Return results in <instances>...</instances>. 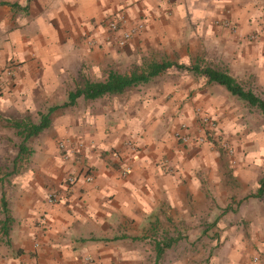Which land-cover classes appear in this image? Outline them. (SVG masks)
I'll return each mask as SVG.
<instances>
[{
  "label": "crops",
  "instance_id": "0c3cea01",
  "mask_svg": "<svg viewBox=\"0 0 264 264\" xmlns=\"http://www.w3.org/2000/svg\"><path fill=\"white\" fill-rule=\"evenodd\" d=\"M119 12L145 24L125 46L106 27ZM158 63L167 69L146 83L62 107L86 80ZM198 66L264 83V0H0V264L141 261L133 227L157 230L201 189L176 131H198L202 114L226 127L238 113L241 100ZM56 106L20 153L17 124ZM13 134L18 149L5 155ZM67 139L83 144L68 158ZM50 191L68 198L49 202Z\"/></svg>",
  "mask_w": 264,
  "mask_h": 264
},
{
  "label": "rangeland",
  "instance_id": "374dc122",
  "mask_svg": "<svg viewBox=\"0 0 264 264\" xmlns=\"http://www.w3.org/2000/svg\"><path fill=\"white\" fill-rule=\"evenodd\" d=\"M241 82L264 98V83ZM237 104V116L226 127L211 116V123L204 122L203 114L197 119L198 131L187 124L179 127L195 138L189 142L192 145L187 144L191 148L185 155L191 158L187 164L196 177L192 189L200 187L201 193L190 195L189 211L171 212L169 220L163 213L157 230L150 223L133 227L137 240L132 246L142 255L137 264H155L156 242L163 238L174 242L160 264H264V194L256 196L264 179V116L246 103ZM199 135H206L204 143L196 140ZM175 137L187 146L177 134ZM11 140L15 144L4 147L5 155L18 149V135L13 134ZM195 157L199 159L196 164ZM206 157L209 159L204 161Z\"/></svg>",
  "mask_w": 264,
  "mask_h": 264
},
{
  "label": "trees",
  "instance_id": "16d2710c",
  "mask_svg": "<svg viewBox=\"0 0 264 264\" xmlns=\"http://www.w3.org/2000/svg\"><path fill=\"white\" fill-rule=\"evenodd\" d=\"M17 6V5H13ZM168 65L165 63H158L143 68V70H134L130 73H121L117 70H111L108 73L105 81H90L86 80L83 85H79L75 90L69 93V98L62 107L72 106L76 100L83 96L86 99H97L106 95H117L124 93L127 89L137 86L141 83L148 82L152 77L159 75ZM197 72L205 74L211 81H215L223 85L232 95L238 97L241 101L248 104L250 107H254L260 111L264 116V98L257 95L253 90L246 89L243 84L237 81L234 77L226 72L206 67L200 69L196 67ZM59 107H51L47 113L40 115L38 123L34 122H19L17 128L19 129L18 134L22 138L20 144V153L27 151L25 142L30 138L38 135L45 128L51 124L50 114L52 111ZM264 194V179L260 183V187L257 191L256 196H263ZM4 210L6 211L5 200L3 201ZM226 209L225 211H227ZM9 218L3 223H8ZM174 242V239L163 238L156 242L155 249L157 251V260L155 264H160V259L163 257L166 249L170 248Z\"/></svg>",
  "mask_w": 264,
  "mask_h": 264
},
{
  "label": "built area",
  "instance_id": "2783aa9c",
  "mask_svg": "<svg viewBox=\"0 0 264 264\" xmlns=\"http://www.w3.org/2000/svg\"><path fill=\"white\" fill-rule=\"evenodd\" d=\"M224 24L231 28L234 29L231 23L228 20L224 21ZM106 27L107 30L110 33H120L119 38H118V44L120 46H125L127 45L133 37H135L138 33H140L144 28L145 24L143 21L139 20L134 23H131L130 20L128 19L127 15L124 12H119L114 14L113 16L109 17V19L106 20ZM251 39H255L256 35H251ZM5 72L8 75L13 74V69L12 67H7ZM1 90V88H0ZM203 121L206 123H211V120L207 115H203ZM185 126V124H183ZM176 134L180 137V139L185 143H189L192 139H195L190 135V133L187 132H182L179 129L176 131ZM196 140L198 142L204 143L206 141V135H199L196 137ZM83 146L81 142L79 143H73L70 139L60 141L59 143V148L62 152V154L68 158L72 156L73 154L77 153L79 149ZM131 167L130 166H125L122 170V175L125 177L131 172ZM86 180L87 181H92L93 176L90 174L86 175ZM75 182V177L74 176H69L67 178V183L68 184H73ZM68 192V191H66ZM64 192L63 195H60L57 191H50L47 195L49 202H56L57 200H62V199H67L68 194Z\"/></svg>",
  "mask_w": 264,
  "mask_h": 264
}]
</instances>
